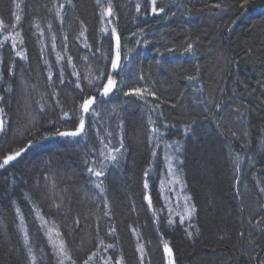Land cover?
<instances>
[{"label": "trees", "instance_id": "1", "mask_svg": "<svg viewBox=\"0 0 264 264\" xmlns=\"http://www.w3.org/2000/svg\"><path fill=\"white\" fill-rule=\"evenodd\" d=\"M109 2L113 16L104 14ZM242 4L157 0L164 12L154 14L148 0H0V20L7 26L0 28V41L8 36L0 45V162L26 149L0 169V264H31L29 247L36 264H58L52 247L40 246L38 255V244L24 221L31 214L42 216L61 233L54 240L65 241L76 264L93 252L98 255L90 264H102L100 257H111L110 264H141L140 245L143 264H164L165 242L174 264L264 262V0ZM113 28L120 38L116 71L111 69ZM189 43L191 51L186 50ZM109 72L117 81L109 94L117 105L111 135L104 134L99 119L87 114L81 137L45 138L57 128L64 131L78 123L65 124L62 108L70 111L92 94L94 108L103 101L104 96L87 88L89 80L106 83ZM101 73L102 81L93 80ZM134 88L156 95L124 94ZM207 98L215 101L206 103ZM142 107L150 110L144 114ZM152 127L159 128V134L150 141ZM179 133L186 141L175 151ZM121 135L124 148L118 161L109 162L101 177L90 174L87 168L95 167L97 155L82 157L75 151L95 148L97 136L119 147ZM166 154L181 183L167 175ZM164 176L170 183L161 189ZM185 197H191L188 203L196 212L181 224L178 214L184 213ZM24 230L29 234L27 246Z\"/></svg>", "mask_w": 264, "mask_h": 264}, {"label": "snow or ice", "instance_id": "2", "mask_svg": "<svg viewBox=\"0 0 264 264\" xmlns=\"http://www.w3.org/2000/svg\"><path fill=\"white\" fill-rule=\"evenodd\" d=\"M69 2H71V0H69ZM249 2V0H243V4L241 5V7L243 8L245 5H247ZM97 3L99 4V0H97ZM148 3L151 6V11L154 14L160 13V12H164V8L163 7H157V0H148ZM15 7L17 9L20 8V4L17 3L15 4ZM64 5L61 4L59 5V8H57V16H60V11L61 9H63ZM215 7L219 8L220 5L216 4ZM141 8L140 4L136 5V10L139 12ZM104 14H106L107 16H113L114 12L111 6V3L109 2L108 7L104 10ZM16 21L20 20V16L16 15ZM7 26L4 25V22L2 20H0V28H6ZM13 28H15V25H12ZM38 27V26H37ZM49 27H51V25H49ZM81 35H83V33H81ZM112 35L115 36L116 39V44H115V56L114 58H112L111 60V69L113 71H116L120 68V38L118 35H116V29L113 28L112 29ZM17 36H19V33H17ZM8 40V36L4 37V41H0V45H2L4 42H6ZM22 42V41H21ZM87 46V45H86ZM12 47L15 49L16 47V43L15 40H13L12 42ZM193 48V45L191 43L187 44L186 50L187 51H191ZM17 56H22L21 52H17L16 53ZM57 58L59 59H63V57H61L59 54H57ZM85 60H87V57H84ZM68 63L71 64L72 63V58L68 57ZM73 74L77 76V83L75 85L76 88H80V83L79 81V74L75 72V65H73ZM104 73H101L99 77H96L97 81H102L104 78ZM49 80L52 79V75L51 73L49 74L48 77ZM189 80H194L196 79V77L194 76H190L188 77ZM61 82H63V72H61ZM93 83L92 80H89V84L91 85ZM117 87V81L115 79H113L112 73L109 72L107 74V78H106V83H101L97 86L96 91L104 96L107 97L110 93L113 92V90ZM81 91H83L81 89ZM125 95H135V96H152L155 97L156 93L149 91V89L147 88H134V89H130L128 92L124 93ZM0 99H2V97H0ZM96 103V96L92 95V96H85L81 98V101L77 102V106L70 110V111H64L63 108L61 109V117L60 119L63 120L65 122V124H67L69 121H74V120H78V123H75L74 128L71 129H67L64 131H61L59 128L56 129V131L54 133H52L51 135H55V136H59V137H66V138H77V137H81L83 134H86V115L87 114H96L95 113V109H94V105ZM57 104H59V101H57ZM158 107V105H157ZM217 108H219V105H217ZM0 113H3V109H0ZM149 125H153L154 121L151 120V118H149L148 121ZM3 127V120L0 119V129H2ZM123 132V127L121 125V133ZM159 134V128L156 127H152L151 128V132L149 135V140L151 141L153 139L154 136H157ZM109 135H111V133H109ZM233 135H235V133H233ZM45 138H47V136H45ZM103 143V141H102ZM111 142H109V144H105L104 145V149H106L107 151H103L101 150L100 155L103 156V160H100L99 163L101 165L100 169H97L93 166H89L87 168V171L96 176V177H101L103 176L104 173V169L106 168V164L104 163L105 161H109V162H117L118 161V154H121V149L124 148V142H123V135H121V139L119 142V147H110ZM176 143V148L175 151H180V146L178 144V142ZM33 144V141H29L28 142V147H31ZM168 147H172V145H168ZM23 151H26V149H20L16 152H14L13 154H9L7 156H5L2 160V162H0V169L5 168V166L9 165V163L11 161H15L17 159V157H19L21 155V153ZM153 156H155V152L153 151ZM165 160L168 163V172L167 175L172 176L174 181L176 183H181V181L179 180V178L175 175V173L173 172V165L171 163V159L168 157V155L166 154L165 156ZM85 163H88V161L86 160ZM238 170V169H237ZM149 175L148 170L146 169L144 172V176H145V180L143 183V187L145 190H147L149 188V183L147 180V177ZM97 188H99L101 190V192H103V188L101 187V184H97L96 185ZM262 192H264V188L261 189ZM145 199L148 201V205L149 207H151L152 205V201L151 198L149 196H145ZM191 200V197H185V205H184V213L183 214H178L180 215V223L183 224L184 221L186 219H190L192 217V215L196 212V207L194 204H189L188 202ZM55 207L59 208L60 205L59 204H55ZM105 207H107V202H105ZM17 214L20 215V209L17 208L16 209ZM109 213H105V215H108ZM40 219H43L42 217H38ZM21 222L23 223V216H21ZM78 223V220H77ZM168 223L171 225L174 223V221L169 218L168 219ZM260 221H257V224H259ZM112 231L114 232L115 229L113 228ZM57 236H61V233L57 232ZM188 236L189 238H191L192 233L188 232ZM49 240L52 242V246L55 249V254L58 257V264H65V261H69L70 264H76V261L73 259L72 255L70 254V252L67 250L66 244L64 240H60L59 244H57L55 241L52 240L51 235H49ZM23 242L24 244L27 246L29 245V234L27 232V230H24V235H23ZM101 244H103V241L100 242ZM113 247V245H107L106 248H111ZM105 248V250H106ZM29 255L31 256V264H36V257L34 255H32V250L29 247ZM164 250L165 253L168 257V261L167 264H174V260H173V252L172 249L168 246V243L165 242L164 244ZM138 251L141 253V264H143V246L140 245L138 247ZM98 252H93L91 255L88 256V258L83 262V264H90L91 261H93L94 257H97ZM100 259L102 260V264H110L112 258L108 257L107 259L100 257ZM115 264H122V261L118 260L115 262ZM262 264H264V262H262Z\"/></svg>", "mask_w": 264, "mask_h": 264}, {"label": "bare ground", "instance_id": "3", "mask_svg": "<svg viewBox=\"0 0 264 264\" xmlns=\"http://www.w3.org/2000/svg\"><path fill=\"white\" fill-rule=\"evenodd\" d=\"M134 41H135V44H140L141 42L139 41L140 38H133ZM93 80H96L93 79ZM98 84L94 83V84H91L88 88H87V91L89 93H95L97 92L96 91V88H97ZM93 95V94H92ZM91 95V96H92ZM119 96H121V93L118 94ZM203 98H206V94L203 96ZM104 100V99H103ZM215 99H211V98H207L206 99V103H212L214 102ZM100 104V103H99ZM205 104V103H204ZM138 110V109H136ZM141 110L143 111V113L145 114L148 110H150L149 107H142ZM36 114H38V111L36 110L35 112ZM41 114V113H40ZM36 117L40 116V115H35ZM136 121H140L138 118L135 119ZM53 126L56 127V123L53 121V123L51 124ZM118 126V125H117ZM64 127H68L66 125H63L62 128ZM112 131V128L109 130V132ZM114 131V130H113ZM2 132V131H1ZM0 132V133H1ZM108 132V133H109ZM138 133V135H140V132L141 130L139 129V131H136ZM47 134V133H46ZM55 137V135H48L47 138H53ZM57 137V136H56ZM178 139H175L174 142H178V144H180V147H181V141H186V135L184 133H179L178 136H177ZM96 142V141H95ZM98 143V141H97ZM176 144V143H175ZM97 145V144H96ZM95 146V145H94ZM110 147H114L115 144H112V145H109ZM99 149H98V145L94 148V147H91V146H87L86 148H80L79 150H76L75 152L78 153L80 152L81 156H86V157H90V156H93V155H97V162L96 164L94 165L95 168L97 169H100L101 165L99 163L100 160H103V156H101L99 153H98ZM168 155V154H167ZM166 156V155H165ZM165 156H163V161L167 163V161L165 160ZM168 157L171 159V157L168 155ZM106 164V167L108 166L109 164V161H105L104 162ZM106 169V168H105ZM104 169V171H105ZM170 183V177L168 176H164L163 179H162V182L160 184V187L161 189H163V187ZM38 217H42V216H39V215H36V214H31L29 215L24 221L25 223H29V229H30V232L32 233V236L35 240V243H37V253L38 255L40 256L42 254V250L40 248V246L44 247L45 248V245L46 247H49L51 249V247L53 248L52 246V242L49 240V235H51L52 237V240L55 241L57 243L56 240H54L56 237L55 235H57V231L54 226L48 222V221H45L43 219H40ZM23 234H24V231H23ZM32 238V239H33ZM58 244V243H57ZM167 261H168V257H164V264H167Z\"/></svg>", "mask_w": 264, "mask_h": 264}, {"label": "rangeland", "instance_id": "4", "mask_svg": "<svg viewBox=\"0 0 264 264\" xmlns=\"http://www.w3.org/2000/svg\"><path fill=\"white\" fill-rule=\"evenodd\" d=\"M24 87V85H23ZM25 91V89H24ZM112 95V94H111ZM23 97L25 98V93H23V96H22V99L21 101L23 100ZM111 97L108 95L107 97L104 98V100L99 104L97 105L94 109H95V113L96 114H92L93 116H95L97 119H99L101 121V125H102V128L106 129V131H104V134H108L109 130L112 128V131L113 129L115 128V124H116V115H117V105H115V103L110 99ZM20 101V104L22 103V107L23 108V112L25 113L26 112V106L25 103L22 101ZM23 117H25V115H23ZM98 144L97 145H100L101 149H99L98 153L100 154L101 153V150L103 151H107L106 149H104V145L106 144L105 142L102 143V141H104L103 137H98ZM109 142V140H108ZM96 145V146H97Z\"/></svg>", "mask_w": 264, "mask_h": 264}, {"label": "water", "instance_id": "5", "mask_svg": "<svg viewBox=\"0 0 264 264\" xmlns=\"http://www.w3.org/2000/svg\"><path fill=\"white\" fill-rule=\"evenodd\" d=\"M0 131H1V129H0Z\"/></svg>", "mask_w": 264, "mask_h": 264}]
</instances>
